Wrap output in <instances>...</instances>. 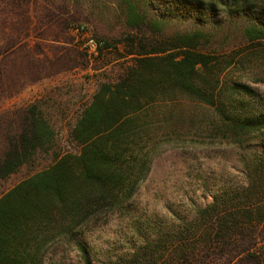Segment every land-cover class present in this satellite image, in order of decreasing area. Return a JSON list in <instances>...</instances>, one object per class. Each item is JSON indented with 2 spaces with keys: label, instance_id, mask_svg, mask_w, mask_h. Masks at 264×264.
Masks as SVG:
<instances>
[{
  "label": "trees",
  "instance_id": "trees-1",
  "mask_svg": "<svg viewBox=\"0 0 264 264\" xmlns=\"http://www.w3.org/2000/svg\"><path fill=\"white\" fill-rule=\"evenodd\" d=\"M182 1L200 15L223 12L221 22L216 27L213 21L202 23L150 48L143 37H127L133 63L115 81L101 82L84 106L71 130L79 151L56 154L0 196V264H42L47 248L59 239L73 244L83 263L91 264L80 229L108 213L129 214L158 146L170 136L173 116L155 119L151 109L181 97L214 115L198 123L197 129L209 131L207 138L241 150L246 183L221 189L209 203L183 215L169 210L166 217L131 218L137 241L110 264H264V101L230 75L264 51L258 47L264 44V0ZM129 20L136 30L146 26L132 5ZM238 20L247 44L242 50L205 48L212 36L202 27ZM73 24L71 19L57 21L61 34L77 29ZM44 39L48 44L62 41L59 35ZM20 42L16 38L0 46V99L61 72L88 67L87 55L73 47L49 51V57L36 45L30 61L27 52L19 55L24 49ZM175 118L173 124H197ZM64 120V111L50 98L0 115V188L18 170L31 168L39 154L51 157Z\"/></svg>",
  "mask_w": 264,
  "mask_h": 264
},
{
  "label": "rangeland",
  "instance_id": "rangeland-1",
  "mask_svg": "<svg viewBox=\"0 0 264 264\" xmlns=\"http://www.w3.org/2000/svg\"><path fill=\"white\" fill-rule=\"evenodd\" d=\"M130 5L144 16L146 26L136 30L135 23L129 20ZM222 15L221 11L210 17L207 13H194L182 0H0V46L12 44L18 38L24 44L19 55L27 52L30 61L39 47L49 57L53 56L52 51L61 47L77 48L89 60L86 68L61 72L28 85L10 98L0 99V115L46 98L56 101L65 113L62 132L56 138L51 157L39 154L31 168L18 170L0 188V196L24 177L49 164L56 154L79 151V145L71 138V130L84 106L90 102L101 82L115 81L116 76L133 63V55L127 54L131 48L127 37H143L144 44L150 48L176 33L198 29L202 23L213 21L215 26L221 22ZM61 18L73 20L78 29L103 39L108 46L96 55H89L81 48L82 39L75 30L69 29L61 34L57 25ZM151 23L152 27H149ZM240 25L238 20L233 25L222 23L218 28L212 25L202 27L205 31H212V38L205 48L227 53L242 50L247 44L242 38ZM57 35L61 42H45L44 38L51 40ZM258 47L264 49V44ZM133 48L140 49L137 42ZM230 75L232 79L251 86L264 101V82L258 80L264 79L263 50L255 54L252 62H246L240 70H232ZM151 113L155 119L168 115L169 119L173 116V121L179 117L193 119L197 124L192 127L184 120L173 124L170 119L171 124L167 126L170 136L158 146L150 171L133 196L129 214L108 213L80 229L79 234L89 249L91 264H110L130 250L129 246L137 241L130 223L133 218L166 217L169 210L183 215L209 203L212 195L221 189L246 183L241 150L218 138H207V128L197 129L199 121L204 124L214 118L210 110L190 104L181 97L175 103L161 102L153 106ZM160 126L155 125L156 128ZM42 264L84 263L73 244L59 239L47 248Z\"/></svg>",
  "mask_w": 264,
  "mask_h": 264
},
{
  "label": "built area",
  "instance_id": "built-area-1",
  "mask_svg": "<svg viewBox=\"0 0 264 264\" xmlns=\"http://www.w3.org/2000/svg\"><path fill=\"white\" fill-rule=\"evenodd\" d=\"M78 36L81 37V48L89 55H96L100 50L104 48V41L96 38L80 29H75Z\"/></svg>",
  "mask_w": 264,
  "mask_h": 264
}]
</instances>
